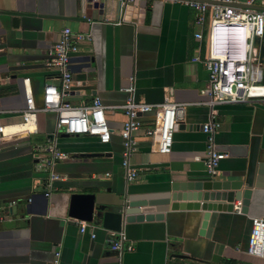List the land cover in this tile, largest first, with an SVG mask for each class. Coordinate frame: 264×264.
<instances>
[{
  "label": "crops",
  "instance_id": "1",
  "mask_svg": "<svg viewBox=\"0 0 264 264\" xmlns=\"http://www.w3.org/2000/svg\"><path fill=\"white\" fill-rule=\"evenodd\" d=\"M137 1L130 15L121 12L117 19L113 9L99 13L96 0H0V125L19 121L25 79L34 105L41 106L43 86L55 84L51 79L55 72L44 66L47 51L66 27L88 34L90 41L71 56L72 83L63 101L75 107L97 96L110 130L106 144L84 135L64 137L55 134L54 114L38 113L34 135L0 143V212L10 219L0 223V264H52L55 252L57 264H262L246 253V242L250 219L264 220V181L261 188H252L258 164H264V100L210 110L205 105L207 74L200 62L192 61L205 56V41L193 38L198 30L194 12L168 0ZM139 8L144 9L140 22ZM262 55L264 35L260 44L264 68ZM128 77L133 79L134 101L184 105L168 154L151 151L142 129L133 133L132 182L125 181L120 168L118 131L124 116L116 108L127 97L120 90L128 87ZM211 111L220 123L213 134L214 146H237L244 154H225L211 176L249 186L245 215L234 210L237 201L231 213L210 212L203 237L197 235L200 211H168L160 221L125 224L120 232L132 251L121 254H114L105 241L114 233L100 229L95 221L85 223V232L78 231L82 221L67 216L72 194L105 188L119 193L125 187L129 194L158 193L170 182L208 179L200 126ZM153 119V113L140 117L144 126ZM48 141L67 159L53 166L52 172L65 178L51 183L44 200L40 194L47 171L38 165L35 148ZM91 154L98 156H87Z\"/></svg>",
  "mask_w": 264,
  "mask_h": 264
},
{
  "label": "built area",
  "instance_id": "2",
  "mask_svg": "<svg viewBox=\"0 0 264 264\" xmlns=\"http://www.w3.org/2000/svg\"><path fill=\"white\" fill-rule=\"evenodd\" d=\"M134 0H121L131 3ZM177 2L194 12L193 24L198 30L193 38L198 42L205 41V56L199 61L207 74L205 105L211 110L214 106L224 104H248L264 100V68L260 61V44L264 35L263 0H168ZM90 41L88 34L73 33L63 27L58 38L47 51L44 66L54 73L51 78L55 84L47 83L42 88L41 106L34 105L27 79L23 80L24 108L19 112V121L0 125V141L3 138L24 133L26 137L36 133V115L52 113L55 115V134L64 133L70 136H88L99 144H106L110 139V130L106 124L104 109L100 99L93 96L86 105L71 106L63 101V96L70 90L72 73L71 56L79 46ZM128 87L120 91L127 94L123 104L116 108L121 110L124 121L118 131L121 140L120 168L126 182L136 178V169L130 164V157L135 151L136 142L133 133L142 129L149 141V148L157 154H168L172 142V133L177 119L182 116L183 104L165 100L160 104H147L134 101L133 79L127 78ZM153 113L154 119L148 125L140 121L142 115ZM220 128L215 114L210 112L208 119L200 126L205 136L203 167L208 175H213L220 160L225 154L215 150L213 134ZM35 155L41 169L47 171V183L44 196L53 181H63L64 176L52 172L53 166L66 160L67 155L60 152L54 142L37 146ZM31 198L26 202L30 203ZM10 203L9 205H11ZM234 210L238 212V207ZM0 212V223L8 222ZM86 224L79 222L78 231L85 232ZM94 235L90 233V238ZM106 243L111 251L118 254L131 252L132 247L126 244L122 232L110 234ZM246 253L258 258L264 264V220L250 219V230L246 242ZM59 253L53 254L52 264H57Z\"/></svg>",
  "mask_w": 264,
  "mask_h": 264
},
{
  "label": "water",
  "instance_id": "3",
  "mask_svg": "<svg viewBox=\"0 0 264 264\" xmlns=\"http://www.w3.org/2000/svg\"><path fill=\"white\" fill-rule=\"evenodd\" d=\"M137 5V0L128 4L122 3L121 0H96L94 8H97L99 13L106 9H113L118 19L121 12L127 16L130 15ZM143 13L144 9L139 8L138 22L141 21ZM62 136L67 137L68 135L63 134ZM23 138H26L24 133L3 138L0 143L4 145ZM238 149L237 146H215L216 151L227 156H244L243 153L237 152ZM87 156L96 157L98 155ZM213 178L209 176L208 179L198 182H170L165 191L158 193L129 194V189L125 187L119 193L105 188L103 192L72 194L69 197L67 216L84 223L95 221L100 229L119 233L125 224L160 221L164 213L168 211H200L202 214L197 235L203 237L210 212L231 213L232 203L237 201L238 212L245 215L251 193L249 186L243 185L240 181H216ZM263 181L264 164H258L252 188H261ZM44 193L43 191L40 196L46 200ZM113 253L118 254L115 251Z\"/></svg>",
  "mask_w": 264,
  "mask_h": 264
},
{
  "label": "rangeland",
  "instance_id": "4",
  "mask_svg": "<svg viewBox=\"0 0 264 264\" xmlns=\"http://www.w3.org/2000/svg\"><path fill=\"white\" fill-rule=\"evenodd\" d=\"M262 57H263V55H262ZM263 59H264V57H263Z\"/></svg>",
  "mask_w": 264,
  "mask_h": 264
}]
</instances>
